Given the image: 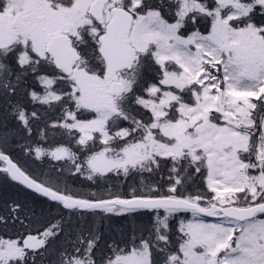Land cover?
Returning <instances> with one entry per match:
<instances>
[{
	"label": "snow or ice",
	"instance_id": "1",
	"mask_svg": "<svg viewBox=\"0 0 264 264\" xmlns=\"http://www.w3.org/2000/svg\"><path fill=\"white\" fill-rule=\"evenodd\" d=\"M0 264H264V0H0Z\"/></svg>",
	"mask_w": 264,
	"mask_h": 264
}]
</instances>
